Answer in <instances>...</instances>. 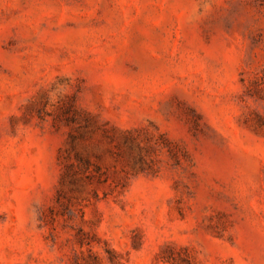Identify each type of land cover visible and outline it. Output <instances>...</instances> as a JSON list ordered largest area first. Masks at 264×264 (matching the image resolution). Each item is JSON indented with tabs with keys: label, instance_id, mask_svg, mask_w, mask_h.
<instances>
[{
	"label": "rangeland",
	"instance_id": "1",
	"mask_svg": "<svg viewBox=\"0 0 264 264\" xmlns=\"http://www.w3.org/2000/svg\"><path fill=\"white\" fill-rule=\"evenodd\" d=\"M0 264H264V0H0Z\"/></svg>",
	"mask_w": 264,
	"mask_h": 264
}]
</instances>
